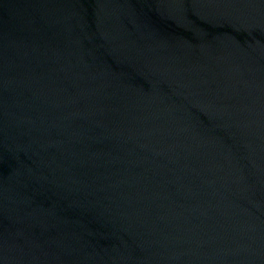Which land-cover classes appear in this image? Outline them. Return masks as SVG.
Returning <instances> with one entry per match:
<instances>
[{
    "label": "water",
    "instance_id": "water-1",
    "mask_svg": "<svg viewBox=\"0 0 264 264\" xmlns=\"http://www.w3.org/2000/svg\"><path fill=\"white\" fill-rule=\"evenodd\" d=\"M0 264H264V0H0Z\"/></svg>",
    "mask_w": 264,
    "mask_h": 264
}]
</instances>
